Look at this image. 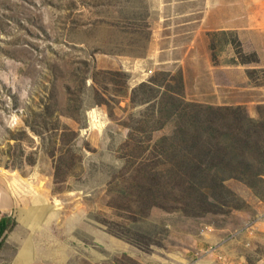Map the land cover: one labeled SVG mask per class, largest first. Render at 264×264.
Returning a JSON list of instances; mask_svg holds the SVG:
<instances>
[{"label":"rangeland","instance_id":"1","mask_svg":"<svg viewBox=\"0 0 264 264\" xmlns=\"http://www.w3.org/2000/svg\"><path fill=\"white\" fill-rule=\"evenodd\" d=\"M99 71L130 78L115 92L96 77L109 108L90 89ZM159 73L182 74L186 102L260 119L264 0H0V218L13 224L0 264H264V185L228 181L240 208L221 214L133 215L122 191L140 164L128 157L126 124L145 105L129 106L128 94ZM78 98L79 124L67 115ZM65 128L77 139L64 163L76 165L56 180ZM146 128L137 134L146 145L177 131L157 115Z\"/></svg>","mask_w":264,"mask_h":264},{"label":"trees","instance_id":"2","mask_svg":"<svg viewBox=\"0 0 264 264\" xmlns=\"http://www.w3.org/2000/svg\"><path fill=\"white\" fill-rule=\"evenodd\" d=\"M140 38H143L142 34H138L136 39L139 41ZM238 54L242 55V52ZM250 63L242 62L243 65ZM99 76L115 92L127 88L130 80L125 72L95 73L90 77L93 81L90 89L97 97L95 104L106 103L104 97L109 89L107 85H98L96 77ZM248 76L250 79V73ZM87 80V77L82 80L84 87ZM74 102L76 105H73V109L67 108V115L79 124L78 115L83 104L80 98ZM128 105H145L129 115L132 124H126L129 133L126 147H130L128 157L133 165L140 164L134 169L129 187L122 191L123 195H129L128 198H134L131 203V206H135L133 215L147 217L153 209L179 212L194 219L205 214H221L225 212L223 207L240 208L236 204L237 198L226 184L228 181H240L252 190L264 185V115L255 119L242 106L215 107L186 102L181 73H159L131 88ZM155 115L174 119L177 131L172 138L162 137L158 142L146 145L137 140V134L147 131L146 121ZM158 120L161 124V119ZM158 128L154 125L152 130ZM76 139L75 131L65 128L62 132L60 143L66 147V154H60L56 161L54 179H61L62 175L68 177L65 173L70 172L71 165H76L64 163L66 155H72L69 146H73ZM113 202L115 206L118 205L116 201ZM12 226L8 215L2 216L0 238Z\"/></svg>","mask_w":264,"mask_h":264},{"label":"crops","instance_id":"3","mask_svg":"<svg viewBox=\"0 0 264 264\" xmlns=\"http://www.w3.org/2000/svg\"><path fill=\"white\" fill-rule=\"evenodd\" d=\"M0 196H1V195H0ZM2 200H3V199H2ZM9 206H10V203L5 204L4 201H3L2 210L4 209V211H5V209L9 208ZM0 207H1V204H0ZM215 238H216V236H214L213 234H211V235H205V236L203 237V241H204L205 243H207V244H212V243L216 242ZM217 240H218V239H217Z\"/></svg>","mask_w":264,"mask_h":264},{"label":"bare ground","instance_id":"4","mask_svg":"<svg viewBox=\"0 0 264 264\" xmlns=\"http://www.w3.org/2000/svg\"><path fill=\"white\" fill-rule=\"evenodd\" d=\"M96 121V120H95ZM39 187V186H38ZM10 188H11V190H12V192H13V195L14 196H16V200H17V203H20V202H23L22 200H20V194L21 193H19V192H17V190L11 185L10 186ZM41 191H43V190H41ZM22 198V197H21ZM21 204V203H20ZM18 209H19V207H18ZM21 210V209H20ZM19 210V211H20ZM20 213H21V211H20ZM19 220L21 221L22 219L20 218V216H19ZM26 222V220H22V223H25Z\"/></svg>","mask_w":264,"mask_h":264}]
</instances>
